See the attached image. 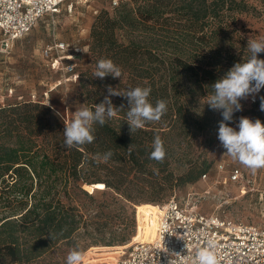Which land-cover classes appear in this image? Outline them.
I'll return each instance as SVG.
<instances>
[{"label":"trees","instance_id":"16d2710c","mask_svg":"<svg viewBox=\"0 0 264 264\" xmlns=\"http://www.w3.org/2000/svg\"><path fill=\"white\" fill-rule=\"evenodd\" d=\"M258 7L245 0H120L113 13L104 10L96 16L87 64L77 70L86 106L102 102L107 85L120 91L150 86L153 104L158 99L167 101V112L159 122L133 134L125 121L127 101L120 96L111 100L116 107L123 104L124 110L102 127L94 125L96 140L78 149L65 147V119L53 106L26 101L0 107V264H31L62 243L78 249L84 237L88 245L125 244L134 231L113 232L107 238L88 233L92 217L79 198L94 200L96 194L84 190V184L104 185L102 194L112 191L127 203L160 204L168 196L161 195L165 187L158 179L167 184L173 181L169 167L182 162L193 167L181 176L182 183H194L206 175L212 165L190 161L187 147L176 155V140L219 127L221 114L199 110L200 101L206 102L203 97L212 91L204 86L247 60V43L233 36L239 16L264 14ZM101 58L119 65L122 78H94ZM259 58L264 59V54ZM261 97L264 89L249 108L234 114L230 126L240 116L264 122ZM156 135L166 149L162 163L149 159ZM109 150L112 157L98 162L97 156ZM146 191L149 197H142ZM151 206L145 212L152 219ZM50 233L55 240L48 238Z\"/></svg>","mask_w":264,"mask_h":264},{"label":"rangeland","instance_id":"374dc122","mask_svg":"<svg viewBox=\"0 0 264 264\" xmlns=\"http://www.w3.org/2000/svg\"><path fill=\"white\" fill-rule=\"evenodd\" d=\"M245 1L258 3V9L264 13V0ZM112 3L113 0H68L54 13L43 16L26 36L15 41L9 49L1 45L3 37L0 34V107L18 102H40L53 106L65 121H70L75 106L85 104V101L80 96L78 81H65L68 75L54 62L58 57L71 55L73 58L69 62L75 64L77 70L86 66L91 26L101 11L114 12ZM261 36H264V14L260 17H238L233 40L247 43L249 39H259ZM120 37L123 38V32ZM55 43H64L66 50L57 51L53 48ZM252 98L241 101L242 111L249 108ZM205 103L200 101L199 110L208 109L215 116L220 114ZM232 127H236V123ZM176 141L179 144L175 148L176 155H180L187 147L190 161L196 160L199 164L205 161L212 167L205 178L202 176L194 183H182L180 180L182 175L193 168L187 162L169 167L174 173L173 181L167 184L158 179V184L165 187L161 195L168 196L163 203H127L116 198L112 191L102 194L104 185L90 187L84 184V190L88 189L90 193L95 191L96 194L94 200L83 196L79 198L82 209L92 217L88 233L106 238L113 232L119 234L132 230L134 233L125 244L114 246L88 245L87 238H82V244L78 247L82 252L80 264L115 263L121 251H127L126 248L138 241L150 240L155 232L154 220L146 216V207L158 206L171 199L197 206L205 214L216 213L264 227V169L253 173L230 156L224 155L225 149L218 140V128L196 137H188L184 141L183 138ZM235 170L241 173L238 180L232 176ZM174 185L173 190L167 189ZM149 193L146 191L140 195L149 197ZM106 214L111 216L110 220H107ZM73 249L76 247L72 244H59L31 264H66L67 255Z\"/></svg>","mask_w":264,"mask_h":264},{"label":"clouds","instance_id":"9594fccd","mask_svg":"<svg viewBox=\"0 0 264 264\" xmlns=\"http://www.w3.org/2000/svg\"><path fill=\"white\" fill-rule=\"evenodd\" d=\"M247 49L250 55L244 62L235 63L225 74L219 77L211 85H205V89L211 88V93L203 97L211 110L221 114L222 120L218 127V140L225 149L224 155H228L233 161L240 163L255 173L264 169V122L260 119H251L240 116L236 127L230 126L234 122V114L243 110L241 101L255 97L261 89H264V59L259 58L264 53V36L259 39H249ZM122 68L112 59L101 58L96 62L94 78L101 80L111 76L113 79L122 78ZM107 95L93 108L80 104L75 106L73 118L64 123V145L66 148H79L85 144H91L96 140L94 125L101 127L109 120L116 117L124 110V105L116 107L111 100L113 96H120L127 101L126 122L131 134L143 129L147 124L159 122L167 112V101L158 99L155 104L150 100V86H136L120 91L118 87L106 86ZM260 110L264 111V97H261ZM150 160L162 163L166 156L164 141L156 135L152 142ZM113 155L111 150L97 156V161L107 162ZM48 238L56 239L54 233ZM215 242L209 240L205 247L199 248L192 264H219L215 252ZM82 252L73 249L66 258V264H80Z\"/></svg>","mask_w":264,"mask_h":264},{"label":"built area","instance_id":"2783aa9c","mask_svg":"<svg viewBox=\"0 0 264 264\" xmlns=\"http://www.w3.org/2000/svg\"><path fill=\"white\" fill-rule=\"evenodd\" d=\"M66 1L0 0L1 45L9 49L43 16L54 13ZM119 2L113 0L112 7H117ZM53 48L66 50L64 43H55ZM70 56L58 57L54 63L68 75L65 81L76 82L79 72L76 65L69 62ZM240 175V171H232L234 180ZM158 206L160 211L154 236L121 251L113 264H192L197 250L205 247L209 240L215 242L219 264H264V227L216 213L205 214L197 206L182 204L175 199Z\"/></svg>","mask_w":264,"mask_h":264},{"label":"bare ground","instance_id":"6f19581e","mask_svg":"<svg viewBox=\"0 0 264 264\" xmlns=\"http://www.w3.org/2000/svg\"><path fill=\"white\" fill-rule=\"evenodd\" d=\"M73 57L72 56H70V59H72ZM151 210V214H152V216H153V220H154V229H155V227H156V217H157V214L159 213V211H160V207L159 206H155V205H152L151 206V208H150ZM154 234H155V232H154ZM154 236V235H153Z\"/></svg>","mask_w":264,"mask_h":264},{"label":"crops","instance_id":"0c3cea01","mask_svg":"<svg viewBox=\"0 0 264 264\" xmlns=\"http://www.w3.org/2000/svg\"><path fill=\"white\" fill-rule=\"evenodd\" d=\"M101 262V261H100ZM98 264H113V262L112 263H109V262H103V263H98Z\"/></svg>","mask_w":264,"mask_h":264}]
</instances>
